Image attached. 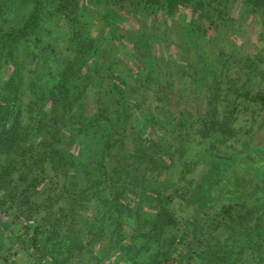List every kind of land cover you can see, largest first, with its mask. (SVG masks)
<instances>
[{
	"label": "trees",
	"instance_id": "obj_1",
	"mask_svg": "<svg viewBox=\"0 0 264 264\" xmlns=\"http://www.w3.org/2000/svg\"><path fill=\"white\" fill-rule=\"evenodd\" d=\"M75 1L0 0V211L10 222L0 264H16L25 243L34 256L64 264L74 249L103 242L96 231L108 227L124 242L121 264H264V170L255 160L236 165L239 146L248 152L250 136L240 138L238 123L251 106L264 126V57L232 75L226 67L204 77L192 64L189 78L176 79L180 65L150 66L135 44L146 66L132 80L115 50L105 55L103 42L81 29L59 65L56 49L41 44L46 12L69 18ZM245 2L264 11V0ZM134 5L160 7L172 19L203 1ZM197 94L204 110L187 105ZM178 101L185 105L175 108ZM254 112L246 123L258 121Z\"/></svg>",
	"mask_w": 264,
	"mask_h": 264
},
{
	"label": "rangeland",
	"instance_id": "obj_2",
	"mask_svg": "<svg viewBox=\"0 0 264 264\" xmlns=\"http://www.w3.org/2000/svg\"><path fill=\"white\" fill-rule=\"evenodd\" d=\"M89 1L92 0H76L69 5L65 11L69 18L63 19L57 13L52 12L53 9L46 12L48 14H46L47 18L43 25L45 27L41 35L47 41L42 37L41 44L56 49L52 52L56 54L59 65L66 57V52L59 56L65 50V43L71 38L77 39L76 35L80 34L81 29L84 34H90V39H96V43L103 42L101 44L105 47L103 46L102 49L109 51L105 55L111 57L115 50L113 60L118 59L120 71L132 80L135 79L136 74H139L137 77H142V68L146 66L139 64L137 59L142 57L138 55L137 50L135 53L138 56H135L132 50V45L135 44H138L136 45L138 49L143 50L145 60L151 64L150 66L156 65L158 59H161L160 63L170 60L180 65L181 69L174 71L176 79L182 75L189 78V74L194 72L192 64L193 67H197L199 75L204 77L210 72L220 73L219 71L226 67L232 75L237 68L244 71L246 66L258 59V55L264 57V11L248 6L246 0H202L203 8L200 6L199 9L197 5L183 8L172 19L168 18L160 7L150 9L151 11L137 12L134 5L136 0H95L92 5L88 4ZM94 7L95 9H92ZM99 17H102L98 20L100 23L95 25L99 26V29L95 31L92 28L93 21ZM80 20L84 21L86 26L79 30L77 27H81ZM199 28L200 31L197 30ZM193 30L199 33L198 40ZM138 35L143 41H137ZM88 51H95V49ZM117 52L119 53L115 55ZM116 57L120 58L116 59ZM97 61L107 60L104 56ZM186 65L190 66L187 68ZM136 67L138 73H135L137 72ZM25 69V73L31 71L29 66ZM153 76L158 77L156 73ZM143 78H145V73ZM178 87V85L172 86L171 92L172 90L178 92ZM194 87L199 93L200 84ZM184 93L187 94V91ZM190 96L191 94L188 97ZM184 105L183 101H178L175 103V108ZM187 105L193 110H204L205 107L204 100L199 97V94ZM253 111L258 116V121L246 123L244 119L253 120V114H251ZM248 112L238 123V128H241L240 138H246L245 135L250 136L247 139L248 152L245 147L239 146L235 141V146H239L241 151L237 156L236 165L243 167L251 160H255L259 168L264 170V126L260 124L262 122L261 110L251 106ZM148 129L147 127L145 131ZM102 204L100 203V207ZM7 223H10L8 218L0 211V241L1 231H4ZM99 225L96 223V229L100 227ZM12 228L13 226H10V230H13ZM108 229L96 231L98 234L95 237L99 240L101 238L103 242L92 241L81 252L74 249L70 261L64 264H121L128 256L122 246L124 242L117 239L111 228L108 227ZM9 236H12L14 240V234ZM18 251L16 264H52V262H46L44 254L42 257L34 256L35 253L29 244L28 247L26 243L19 244ZM64 251L60 250L55 256L64 257Z\"/></svg>",
	"mask_w": 264,
	"mask_h": 264
}]
</instances>
